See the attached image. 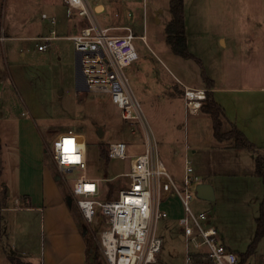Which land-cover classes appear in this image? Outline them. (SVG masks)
Returning a JSON list of instances; mask_svg holds the SVG:
<instances>
[{
	"label": "rangeland",
	"instance_id": "rangeland-1",
	"mask_svg": "<svg viewBox=\"0 0 264 264\" xmlns=\"http://www.w3.org/2000/svg\"><path fill=\"white\" fill-rule=\"evenodd\" d=\"M87 1L91 7L96 3L109 7L105 14L96 15L101 26L118 27L114 34L122 35L125 33L122 27L127 25L134 36L145 37L144 42L138 38L132 40L140 58L134 64L136 67L129 65L123 71L158 143L160 157L172 167L170 172H174L179 180L185 139L188 158L195 172L202 183L210 182L214 195V200L207 201L193 193L188 202L190 210L193 214L206 212L209 220L215 218L236 249L242 251L252 240L259 203L264 195L262 181L251 174L254 152L235 150L229 148L228 142L215 140L207 116H189L184 131L178 100L161 107L167 93L182 94L185 86L175 83L148 51L150 47L164 59L161 49L169 50L164 32L170 20L169 0ZM54 2L57 0H0V67L4 74L1 100L7 109V120L0 119V142L5 140L8 143L7 152L12 158L17 151V140L39 141L44 162L53 168L50 155L53 139L68 130L77 133L84 139L86 167L62 175L57 173L58 185L63 193H67L82 174L101 178L104 180V194L100 199H112L126 184L122 174L128 170V158L143 152V131L139 126L130 127L121 118L109 94L80 89L75 78V53L68 36L86 22L83 17L76 16L61 19L67 24L66 29H60L57 22L52 25L41 14L57 18L58 13L63 17V7H56ZM183 7L185 34L191 46L190 50L187 49L201 61L208 78V74L214 75L220 83L234 86L262 82L264 0H183ZM52 29L57 38L46 51H38L35 38L48 35ZM9 36L15 39H8ZM178 58L179 62L190 66L187 72L183 68L188 75L193 73L192 69L198 70L197 63ZM166 63L180 77L181 74ZM146 97L149 99L143 100ZM98 127L103 130L101 137L97 134ZM224 129H227L226 125ZM250 131L255 135L256 144L247 139L264 155V122L260 128ZM118 142L125 143L128 158L104 161L100 156L101 148L107 149L110 143ZM172 151L179 155H173ZM211 154L216 158L212 159ZM160 207L168 212V216L156 226V234L162 239L157 264H184V244L180 239L182 228L178 222L181 208L172 200L163 202ZM5 223L7 242L11 238L17 245H29L31 257L23 255L21 258L32 263L40 261L38 219H31L26 227H22L23 218L9 214ZM86 224L89 239L98 247L100 264H106L97 243L105 225L104 218L98 214L93 223ZM87 263L93 264L90 255Z\"/></svg>",
	"mask_w": 264,
	"mask_h": 264
},
{
	"label": "built area",
	"instance_id": "built-area-1",
	"mask_svg": "<svg viewBox=\"0 0 264 264\" xmlns=\"http://www.w3.org/2000/svg\"><path fill=\"white\" fill-rule=\"evenodd\" d=\"M62 1L67 18L78 16L87 21L86 26L68 36L75 53L80 89L109 94L121 118L130 127L139 126L144 135L143 152L131 158L127 156L125 143L107 146L109 159H129L128 170L122 174L126 184L112 199H100L104 194L101 178L82 174L71 186L70 195L86 223H93L98 214L104 218L105 225L97 243L106 264H157L162 239L156 234V226L168 216L160 205L172 198H177L182 206L178 222L182 228L184 264H195L199 258L211 264H237V255L220 243L207 213L193 214L188 206L195 187L202 184V180L188 158L187 144H184L182 176L178 181L161 160L157 141L130 89L123 69L139 58L132 40L138 38L144 42L145 37L134 36L129 26L122 27L125 31L122 35L112 33L118 27L100 26L94 17L95 10L87 0ZM41 17L56 24L52 16L42 14ZM56 38L54 29L48 35L35 38L37 50L46 51ZM207 91L206 88L183 86L184 131L187 118L200 112ZM69 140L72 141L70 146L65 143ZM68 147L71 151H65ZM50 155L60 175L86 167L83 139L72 131L58 134L53 139Z\"/></svg>",
	"mask_w": 264,
	"mask_h": 264
},
{
	"label": "crops",
	"instance_id": "crops-1",
	"mask_svg": "<svg viewBox=\"0 0 264 264\" xmlns=\"http://www.w3.org/2000/svg\"><path fill=\"white\" fill-rule=\"evenodd\" d=\"M54 3L55 6L61 5L64 11H63V17L58 16L59 15L58 13L56 14L57 18L54 16L52 17L56 19V22L60 27V29H64V27L66 29L67 24L64 22L62 23L61 19L62 18L72 19V18H76V16H73L71 18L66 17L65 6L62 0H57V2ZM98 6L101 7L100 10H97ZM108 8H109L108 6L102 3H96L95 5H93V7H91L92 10L93 9L95 10L94 17L96 18L97 22L99 20L96 17V15L105 14ZM127 14H130L131 16L130 12H128ZM85 22L87 25L86 20ZM102 27H106V26H102ZM108 27H114V26H108ZM80 29L75 31V33H77ZM115 31L118 30H113L112 33L114 34ZM185 36H186L187 47L190 50L191 46L188 36L186 34ZM8 39H15V37L9 36ZM258 39H262V37ZM161 50L164 59L159 57V55L152 48L148 47V51L154 62L157 65H159L163 69V71H165L167 75H169L171 79L174 80L175 83L178 84L180 82L185 86H189L193 88H206V84L201 78V75L199 73L200 72L199 67L198 70L192 69L193 73L190 72V75H188L186 72H187V68L190 67L189 65L183 64L185 62H179L181 61L178 58L179 56L173 54L170 48L169 50H164V49ZM183 60L193 61L194 63H196L192 59H183ZM166 62L170 63V66H172V68H174V70L176 72H179L182 76L181 75L180 77L177 76L174 73V71L171 70V68L167 65ZM135 63L137 62L135 61L131 65H134ZM183 68L186 69V72L183 71ZM136 70L138 71V68H136ZM206 72L208 73L207 69ZM208 75L210 79L214 82V88L210 89V91H212L213 98L216 101V103L219 104L220 107L222 108L226 121L234 124L239 130H241L245 134V136L249 140H252V142L256 144L255 135H253V132H251L250 130L260 128L264 122V82H263L264 78L262 79L261 83H257V84L247 83V84H243L242 86H234L229 84L227 85L225 83H220L217 77L210 74ZM75 78L77 83L78 78H77L76 62H75ZM3 81H4V74L0 67V119H3L2 121L5 122L7 120L6 119L7 115L5 113L7 109H5L4 103L1 100ZM145 99H149V97L143 98V100ZM165 100L166 101L161 105V107H164L167 103L178 100L180 102V108L183 114L182 94L177 95L171 92L168 95L167 93V97ZM254 107L256 108L254 109ZM22 114H24V112H22ZM195 115L207 116L206 114H203L201 111ZM80 137L83 139L82 136ZM32 141L33 140H17V146H16L17 151L13 153L14 157L12 158L7 152L9 149L8 143L5 140H3L4 143L0 142V264H12L6 257V252L9 250L19 251L20 254H18V252L16 253L21 257L23 255L31 257L30 251L28 250V246H29L28 244L21 243L17 245V243L14 242V240L11 238H9L10 240H8L7 242V237H5L6 234L5 217L9 214L14 217L20 216L21 220L23 218L24 225L22 227H26L25 225H28L31 219H35V218L38 219L39 222L38 229L41 234V236H39V249H38L40 261L35 263L32 262L30 263L88 264L87 242L85 237L81 234L75 214L78 217H80V219H82L83 221L84 219L80 211L78 210L77 206L75 205V203H73L70 206L68 202V196H69L68 193L70 194V190L68 189L67 193H63V190L58 185L57 181H59L60 178H58L57 170L54 162H53L54 170L44 162L42 155V144H40L41 142L33 141L32 143ZM185 143L186 141L184 139L182 145V153ZM169 145H171V142H169ZM165 149H167V147H165ZM235 150H242V149H235ZM253 154L254 155L251 158V165H252L251 174H253L255 177L261 180V178L256 176L254 173V166H255L254 159L257 153H253ZM258 154H260L264 158L262 152L258 151ZM173 155L178 156L179 154L174 151ZM181 158H182V167H183V155ZM211 158L213 159L216 157L211 156ZM163 163L166 165L167 169L170 172L171 170L170 168L172 167L166 164L165 161H163ZM170 173L178 180V178L174 175L175 174L174 172H170ZM209 183L210 182L207 181L204 182L203 184H209ZM171 200L175 201L178 204L182 212V206L180 201L177 198H172L168 201ZM209 222L212 226L215 227L217 232V237L220 243L224 245L227 249L231 250L232 252L234 253L244 252L248 247V245L250 244V242L248 241L245 247H243L242 251L237 250L236 249L237 247L234 245L233 241L224 232L222 226L215 221V218L210 219ZM195 264H211V263L208 260H203L199 258L195 260ZM245 264H264V231L261 234L260 238L258 239L252 255L247 259Z\"/></svg>",
	"mask_w": 264,
	"mask_h": 264
},
{
	"label": "trees",
	"instance_id": "trees-1",
	"mask_svg": "<svg viewBox=\"0 0 264 264\" xmlns=\"http://www.w3.org/2000/svg\"><path fill=\"white\" fill-rule=\"evenodd\" d=\"M168 13L170 15V20L164 30L165 41L169 45L173 54L183 59H192L199 65L201 77L206 84V89L208 90L206 93V100L203 102L200 111L209 117L214 139L218 142H228L229 148L232 149H246L257 153L254 159V173L256 176L261 178L264 189V158L258 154V150H256L255 145L247 139L241 130H239L234 124L226 121L222 108L216 103L213 98L212 91H210V89L214 88V82L207 77L205 71L203 70L201 61L194 57L187 49L183 0H169ZM225 125L227 126L226 130L224 129ZM100 156L104 159V161L109 160L107 149L101 148ZM68 195V200L70 199L68 202L71 206L74 201L69 193ZM75 217L78 221L81 234L85 237L87 242V255H90L93 264H100V253L98 251V247L89 239L90 232L88 225L76 214ZM255 223L256 225L252 241L244 252L235 253L238 258L237 264L246 263L247 259L252 255L258 239L264 231V195L259 204V215L255 219ZM6 257L12 264H32L24 261L21 256L14 251H7Z\"/></svg>",
	"mask_w": 264,
	"mask_h": 264
},
{
	"label": "water",
	"instance_id": "water-1",
	"mask_svg": "<svg viewBox=\"0 0 264 264\" xmlns=\"http://www.w3.org/2000/svg\"><path fill=\"white\" fill-rule=\"evenodd\" d=\"M158 11L161 12V10H158ZM97 134L99 137H101L103 134V130L100 127L97 128ZM58 178H59V176H58ZM195 195L199 199H203V200H207V201L214 200L213 190L209 184H203V183L198 184L195 187ZM68 201H70V199Z\"/></svg>",
	"mask_w": 264,
	"mask_h": 264
},
{
	"label": "snow or ice",
	"instance_id": "snow-or-ice-1",
	"mask_svg": "<svg viewBox=\"0 0 264 264\" xmlns=\"http://www.w3.org/2000/svg\"><path fill=\"white\" fill-rule=\"evenodd\" d=\"M65 143L70 146L72 144V141L69 140L66 141ZM65 151H71V147L66 148ZM74 159H78V158H74Z\"/></svg>",
	"mask_w": 264,
	"mask_h": 264
},
{
	"label": "bare ground",
	"instance_id": "bare-ground-1",
	"mask_svg": "<svg viewBox=\"0 0 264 264\" xmlns=\"http://www.w3.org/2000/svg\"><path fill=\"white\" fill-rule=\"evenodd\" d=\"M100 9H101V7H100V6H98V7H97V10H100Z\"/></svg>",
	"mask_w": 264,
	"mask_h": 264
}]
</instances>
